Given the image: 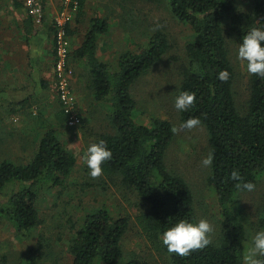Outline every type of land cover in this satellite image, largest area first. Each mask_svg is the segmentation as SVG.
<instances>
[{
    "label": "trees",
    "instance_id": "16d2710c",
    "mask_svg": "<svg viewBox=\"0 0 264 264\" xmlns=\"http://www.w3.org/2000/svg\"><path fill=\"white\" fill-rule=\"evenodd\" d=\"M145 1L155 4L163 0ZM165 1L173 16L195 35L186 47L187 62L177 96L195 93L193 106L179 111L180 117L183 122L198 118L208 133L213 154L208 183L216 192L222 214L219 240L186 255L169 253L161 241L162 233L178 220L198 221L189 183L166 166L174 139L172 124L156 119L146 126L133 116L132 87L168 53L171 44L165 34L157 32L138 53L124 54L119 71L113 72L97 57L98 38L106 25L96 19L80 48L71 53L69 61H87L86 88L108 108L109 129L90 144L101 139L107 142L112 158L102 165V175L137 194L143 210L135 217L136 225L151 249L168 264H243L248 233L237 200L247 191L236 185L251 182L256 188L264 177V78L249 73L248 98L239 105L232 52L252 28H264V0H247V9L238 0ZM221 73H227V78L220 79ZM76 164V156L61 143L56 130L45 133L29 163L1 161L0 217L12 221L22 236L41 227L37 206L41 193L62 187ZM233 170L239 172L240 181L231 179ZM130 224L128 217H117L105 206L86 215L81 224L72 227V264H152L126 254L123 242ZM259 229L264 230V209Z\"/></svg>",
    "mask_w": 264,
    "mask_h": 264
},
{
    "label": "rangeland",
    "instance_id": "374dc122",
    "mask_svg": "<svg viewBox=\"0 0 264 264\" xmlns=\"http://www.w3.org/2000/svg\"><path fill=\"white\" fill-rule=\"evenodd\" d=\"M238 1L243 4V9H247V0ZM83 5L84 11L78 21L85 27L86 33L94 20L105 22L106 30L99 38L98 55L113 72L119 71V60L124 54L138 53L157 32L167 36L171 44L168 53L132 87L131 93L136 102L133 116L142 125L150 126L157 119L169 121L176 129L166 154V166L189 183L197 219H207L212 224L210 239L218 241L222 227L221 209L216 192L208 183L210 166L204 167L201 163L210 155L208 133L202 125L190 129L181 127L183 121L175 108L182 67L187 62L186 47L195 40L192 29L173 16L165 0L155 4L145 0H85ZM51 8L45 20L53 25L58 9ZM53 36L56 51L55 28ZM68 41L71 51L69 36ZM237 52L238 48L234 47L232 58L237 73L234 89L237 103L242 105L249 94V73L246 61L237 59ZM55 63L56 58L53 79L47 88L52 92L50 97L36 94L38 87L25 82V79L14 78L6 80L5 86L0 84V162L29 163L45 133L56 130L61 143L76 156L77 164L62 187L41 193L37 202L41 227L22 236L12 221L0 217V264H72L69 253L74 236L72 227L81 224L86 215L103 206L115 216L131 220L130 230L123 242L127 255L134 254L152 264H168L166 258L151 249L136 225L135 217L143 210L137 194L123 188L117 180L103 175L93 178L89 174L85 154L96 136L108 131V108L94 100L86 88L84 72L79 78L69 62L71 73L68 86L81 120L79 125L71 126L65 114V118L61 114V111L64 112L56 88ZM2 91L5 93L2 94ZM29 97L28 104L11 108L10 101ZM55 102H59L61 111L55 107ZM237 203V211L248 233L243 250L245 257L252 247L254 235L261 231L259 221L264 209V177L253 191L238 195Z\"/></svg>",
    "mask_w": 264,
    "mask_h": 264
},
{
    "label": "crops",
    "instance_id": "0c3cea01",
    "mask_svg": "<svg viewBox=\"0 0 264 264\" xmlns=\"http://www.w3.org/2000/svg\"><path fill=\"white\" fill-rule=\"evenodd\" d=\"M82 1L84 4L85 0ZM53 6L56 7V10L58 9L57 0H46V14L51 12ZM83 11L84 5L68 27L71 53L80 48L87 34L85 27L80 25V21H78ZM0 22V84L5 86L6 80L9 79H25V82L33 83L38 87L36 94H44L47 97H50L51 94L52 96V92L48 91L47 88L53 79L54 26L49 24L47 19L43 25L37 26L34 20L30 18L23 3L13 0H0ZM97 57L100 60L98 50ZM70 63L79 78L83 72L86 76L88 65L85 59L76 60L72 58ZM79 92L81 95L82 92ZM1 93L3 94L5 91ZM30 100L31 97L9 103L14 109L15 107H23ZM52 101L51 99V103ZM55 105L61 111L59 102H55ZM61 114L64 117L62 111ZM63 117L61 118L63 119Z\"/></svg>",
    "mask_w": 264,
    "mask_h": 264
},
{
    "label": "clouds",
    "instance_id": "9594fccd",
    "mask_svg": "<svg viewBox=\"0 0 264 264\" xmlns=\"http://www.w3.org/2000/svg\"><path fill=\"white\" fill-rule=\"evenodd\" d=\"M237 59L245 62L247 71L250 74L258 75L264 78V28H252L242 37L239 45ZM227 73H221L220 79H226ZM196 96L195 93L182 92L175 99V108L178 111H187L190 109ZM200 124L198 118H190L181 125L183 128H193ZM176 129L174 128L173 131ZM86 164L90 170L91 177L96 178L102 175V165L112 158V152L108 148L107 142L103 139L90 144L85 154ZM213 154L204 158L201 163L204 167L211 166ZM233 181H240L241 177L238 171L231 173ZM242 191H253L255 184L251 182L238 183L236 185ZM213 232V226L207 219H200L197 222L188 220H178L172 227L168 228L161 235V241L166 246L169 253L186 255L192 250L207 247L212 241L210 234ZM264 230L258 231L252 239V247L244 257V264H264Z\"/></svg>",
    "mask_w": 264,
    "mask_h": 264
},
{
    "label": "built area",
    "instance_id": "2783aa9c",
    "mask_svg": "<svg viewBox=\"0 0 264 264\" xmlns=\"http://www.w3.org/2000/svg\"><path fill=\"white\" fill-rule=\"evenodd\" d=\"M23 3L29 16L37 26H41L45 20L47 12L46 0H13ZM58 10L54 17L55 28V70L56 88L59 100L62 104L63 112L67 122L71 126L79 125L81 120L76 110L75 98L68 86V79L71 71L69 70L70 45L68 41L67 29L72 23L74 16L79 11L82 0H57Z\"/></svg>",
    "mask_w": 264,
    "mask_h": 264
}]
</instances>
